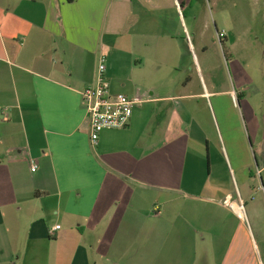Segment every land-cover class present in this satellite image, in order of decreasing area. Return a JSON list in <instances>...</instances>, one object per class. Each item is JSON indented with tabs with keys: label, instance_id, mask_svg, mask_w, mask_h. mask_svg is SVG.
Wrapping results in <instances>:
<instances>
[{
	"label": "crops",
	"instance_id": "crops-1",
	"mask_svg": "<svg viewBox=\"0 0 264 264\" xmlns=\"http://www.w3.org/2000/svg\"><path fill=\"white\" fill-rule=\"evenodd\" d=\"M191 4L0 0V264H264V62L225 75ZM100 55L142 101L92 146Z\"/></svg>",
	"mask_w": 264,
	"mask_h": 264
},
{
	"label": "rangeland",
	"instance_id": "rangeland-1",
	"mask_svg": "<svg viewBox=\"0 0 264 264\" xmlns=\"http://www.w3.org/2000/svg\"><path fill=\"white\" fill-rule=\"evenodd\" d=\"M188 11L197 17L200 28L205 25L208 52L212 51L213 39L218 46L221 44L220 49L226 55L222 65L225 75L233 78L231 60L236 58L245 66L243 75L253 72L263 76L264 0H192ZM238 198L235 195L236 201Z\"/></svg>",
	"mask_w": 264,
	"mask_h": 264
},
{
	"label": "built area",
	"instance_id": "built-area-1",
	"mask_svg": "<svg viewBox=\"0 0 264 264\" xmlns=\"http://www.w3.org/2000/svg\"><path fill=\"white\" fill-rule=\"evenodd\" d=\"M219 38L221 34H218ZM105 57L100 55L97 63L96 82L87 85L80 92V104L85 111L89 141L92 146L97 145L100 132L103 129H120L125 127L131 118L133 108L142 101L136 94L128 96L124 93H111L104 79ZM33 163L31 171L35 169ZM235 204L236 207L233 206ZM224 205L231 209L238 217H243L241 200H224Z\"/></svg>",
	"mask_w": 264,
	"mask_h": 264
},
{
	"label": "bare ground",
	"instance_id": "bare-ground-1",
	"mask_svg": "<svg viewBox=\"0 0 264 264\" xmlns=\"http://www.w3.org/2000/svg\"><path fill=\"white\" fill-rule=\"evenodd\" d=\"M233 206L236 207L235 204H233Z\"/></svg>",
	"mask_w": 264,
	"mask_h": 264
}]
</instances>
